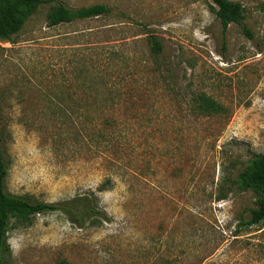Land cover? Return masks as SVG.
<instances>
[{
  "label": "rangeland",
  "instance_id": "rangeland-1",
  "mask_svg": "<svg viewBox=\"0 0 264 264\" xmlns=\"http://www.w3.org/2000/svg\"><path fill=\"white\" fill-rule=\"evenodd\" d=\"M233 1L222 32L211 0H46L0 39L5 192L101 213L12 219L6 264H264L240 181L264 156V0ZM57 2L108 12L49 26Z\"/></svg>",
  "mask_w": 264,
  "mask_h": 264
},
{
  "label": "trees",
  "instance_id": "trees-1",
  "mask_svg": "<svg viewBox=\"0 0 264 264\" xmlns=\"http://www.w3.org/2000/svg\"><path fill=\"white\" fill-rule=\"evenodd\" d=\"M46 0H0V39L10 40L24 25L34 10ZM215 6V15L219 19L222 32L230 23H240L244 19V9L240 2L233 0H211ZM108 8L103 4H93L80 8H68L57 2L50 6L47 13V24L54 26L62 22L82 20L106 14ZM250 37L247 29H243ZM159 48L151 44L153 53ZM197 108L202 112H214L219 105L203 94L195 98ZM7 170L1 150L0 134V264H6L10 249L6 233L10 221L29 222L32 216L49 211H59L77 227L97 223L99 211L89 195H77L58 202H31L23 197L12 196L5 192L4 183ZM244 189H251L255 195L256 207L250 210L247 224H256L264 220V156H256L240 175Z\"/></svg>",
  "mask_w": 264,
  "mask_h": 264
}]
</instances>
